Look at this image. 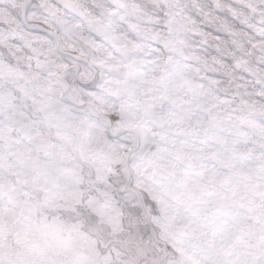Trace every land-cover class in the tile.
<instances>
[{
	"label": "snow or ice",
	"instance_id": "1",
	"mask_svg": "<svg viewBox=\"0 0 264 264\" xmlns=\"http://www.w3.org/2000/svg\"><path fill=\"white\" fill-rule=\"evenodd\" d=\"M0 264H264V0H0Z\"/></svg>",
	"mask_w": 264,
	"mask_h": 264
}]
</instances>
